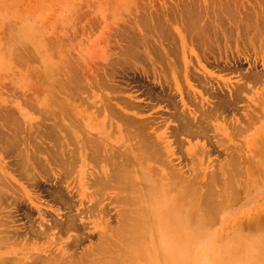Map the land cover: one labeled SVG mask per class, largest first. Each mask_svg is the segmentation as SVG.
<instances>
[{"label":"rangeland","instance_id":"374dc122","mask_svg":"<svg viewBox=\"0 0 264 264\" xmlns=\"http://www.w3.org/2000/svg\"><path fill=\"white\" fill-rule=\"evenodd\" d=\"M152 180L167 193L137 201ZM184 187L224 203L181 260L186 223L129 243L125 218ZM262 218L264 0H0V264H200L209 232L212 262L264 264Z\"/></svg>","mask_w":264,"mask_h":264},{"label":"bare ground","instance_id":"6f19581e","mask_svg":"<svg viewBox=\"0 0 264 264\" xmlns=\"http://www.w3.org/2000/svg\"><path fill=\"white\" fill-rule=\"evenodd\" d=\"M197 16V15H196ZM206 29V28H205ZM159 47V46H158ZM222 106V105H221ZM207 128V127H206ZM136 129V128H135ZM142 130V129H141ZM66 131V130H65ZM198 131V130H197ZM200 131V130H199ZM200 133V132H199ZM136 134V133H135ZM141 134V133H140ZM139 134V135H140ZM151 134V133H150ZM142 135H143V133H142ZM141 135V136H142ZM70 136V135H69ZM145 136V135H144ZM150 136V135H149ZM153 137V136H152ZM156 137V136H155ZM149 138V137H148ZM154 138V137H153ZM147 139V138H146ZM70 140V139H69ZM139 140V139H138ZM144 141V140H143ZM142 142V141H141ZM262 142V141H261ZM145 143H146V145H145ZM144 144L142 143V145H141V147H142V157L140 156V160H142V162H143V159L145 160V159H149L151 156H153V152H158V151H160V150H155L156 149V146H154L153 144L151 145V143L149 144V142H145ZM147 143H148V146L149 147H151L152 146V148L151 149H153V150H155V151H150L149 150V147L147 146ZM154 143V142H153ZM94 144V143H93ZM141 144V143H140ZM144 145V146H143ZM154 146V147H153ZM162 146V145H161ZM138 147V146H137ZM263 147V146H262ZM95 148V147H94ZM134 148H136V147H134ZM158 148H160V147H158ZM260 148V147H259ZM92 149V148H91ZM90 149V150H91ZM138 149V148H137ZM53 150V149H52ZM89 150V149H88ZM115 150V149H114ZM140 150V149H139ZM59 151V150H58ZM94 151V150H93ZM91 152V151H90ZM95 153L97 152L96 150L94 151ZM122 152V151H121ZM93 152H91V154H92ZM105 153V152H104ZM117 153H119V152H117ZM158 153H161V152H158ZM98 154V153H97ZM115 154V153H114ZM121 154V153H120ZM126 154V153H125ZM157 153H155L154 155H156ZM262 154V153H261ZM159 155V154H158ZM92 156V155H91ZM120 156V155H119ZM122 156V155H121ZM138 156V155H137ZM162 156V155H161ZM160 156V157H161ZM61 157V156H60ZM102 157V156H101ZM155 156H153V157H151L150 159H152V158H154ZM157 157V156H156ZM107 158H109V157H107ZM114 158H115V156H114ZM125 158V157H124ZM132 158V157H131ZM110 159V158H109ZM130 159V158H129ZM129 159H126V160H128V162L130 163V160ZM103 160V159H102ZM133 160V159H132ZM131 160V161H132ZM159 160H160V158H159ZM104 161H105V159H104ZM124 161V160H123ZM153 161H157V160H153ZM152 161V162H153ZM76 162V161H75ZM103 162V161H102ZM108 162V161H107ZM110 162V161H109ZM112 162V161H111ZM117 162H118V160H117ZM121 162V161H120ZM125 162H127V161H125ZM122 163V162H121ZM120 163V164H121ZM134 163V162H133ZM136 163V162H135ZM134 163V164H135ZM163 163H165V162H163ZM63 164V163H62ZM113 164H115L116 165V163L113 161ZM118 164V163H117ZM126 164V163H125ZM159 164V163H158ZM224 164V163H223ZM108 165H110V164H108ZM114 165V166H115ZM127 166V165H126ZM128 166H131V165H128ZM136 166H137V164H136ZM116 167H118L117 165H116ZM133 167V166H132ZM115 168V167H114ZM120 168V167H119ZM119 168L117 169V170H115L114 169V171L116 172V173H118V174H115V175H117V178H119L120 180L119 181H121V182H119L118 181V184L120 183V185H122V188H124L125 190H129V189H131V190H133L134 188H136L135 186H136V183L132 180V178L128 175V174H126L128 171L127 170H122L121 171V169L119 170ZM124 168H126V167H123V169ZM130 167H128L127 169H129ZM153 169V168H152ZM110 170V169H109ZM112 170V169H111ZM156 171H158V170H156ZM172 171V170H171ZM170 171V169H169V173L171 172ZM109 172H111V171H109ZM130 172V171H129ZM132 172V171H131ZM154 172V171H153ZM173 172V171H172ZM113 175H112V177L110 176V179L109 178H107L109 181L111 180L112 181V179L111 178H113V180H115V178H114V173L113 172H111ZM154 173H156V172H154ZM158 173V172H157ZM174 173V172H173ZM176 173V172H175ZM177 174V173H176ZM175 174V175H176ZM168 175V174H167ZM103 176V175H102ZM109 176H107V177H109ZM153 176V175H152ZM168 176H170V175H168ZM98 177V176H97ZM184 177V176H183ZM104 177H102V179H103ZM177 177H175V179H176ZM178 178L180 179V176H178ZM99 179H101V177L99 178ZM98 179V180H99ZM98 180H97V182H98ZM175 181V180H173V178L172 179H170V181ZM181 180V179H180ZM180 180H178V182H180ZM101 181V180H100ZM104 181L105 180H103V181H101V185L104 183ZM155 184L154 185H152V183L151 182H148V181H146L145 182V190L144 191H142L140 194H138V197H136V199H137V201H138V199H139V197H145V198H148L149 199V197L151 196V192H153L154 190V186L155 187H157L158 188V190L160 189V187H161V195H163L162 197H164V195H165V193H167V191H168V189L167 188H162V181L161 180H157V181H155V180H152ZM183 181V180H182ZM103 182V183H102ZM106 182V181H105ZM114 182V181H113ZM116 182V181H115ZM100 183V182H99ZM108 183V182H107ZM110 183V182H109ZM92 184H94V183H92ZM116 184V183H115ZM175 184L177 185L178 183H176L175 182ZM183 184V183H182ZM100 185V184H99ZM103 185H108V184H103ZM117 185V184H116ZM157 185V186H156ZM180 185V184H179ZM119 186V185H118ZM117 186V187H118ZM131 186V187H130ZM183 186V185H182ZM231 186V185H230ZM98 187V186H97ZM105 188H107L106 186H104ZM111 187H113L112 185H111ZM188 187V186H187ZM102 188V187H101ZM108 188H110V187H108ZM115 188V187H114ZM120 188H121V186H120ZM122 188H121V191H122ZM127 188V189H126ZM174 188V187H173ZM172 188V189H173ZM185 188V187H184ZM232 188V187H231ZM97 189V188H96ZM116 189V188H115ZM171 189V190H172ZM189 189V188H188ZM188 189H180L179 190V194H180V198H178V200L177 201H174L173 203H166V205L164 206V207H161V208H157V207H154V206H150V207H148V209L146 210V212L144 211V212H141V214H139V212L137 211V209H136V211L138 212H136L135 211V209H134V211H135V213L136 214H139L138 216L136 215V216H134V218H133V216H131L132 218H133V220H134V222L130 219V217H126L125 219H128L126 222H129L130 221V223H124L126 226L128 225L129 226V224H131L130 226H129V228H128V226H127V232H125L126 234H128V229H129V231L131 232V233H135V236H134V238H131V240H129V243L131 242V241H133V239L137 242L139 239H142L143 237H144V235H145V232L147 231V229L148 228H146L147 226L149 227V224L151 223V222H153V221H156V222H158L159 224H161V225H166V227L168 228V229H170L172 232L173 231H175L176 229H177V227H179V225H182V224H184V223H186V224H188L189 225V227L191 228L190 230H189V233L185 236H178V235H175L174 236V239L172 240V242H171V247H172V249H171V251H172V253H173V258L175 259V260H178V262H179V260H181V255H182V250H183V246H184V244L186 243V241L187 240H189V238L190 239H192V238H195V237H197L198 235H199V233H201V229H202V227L210 220L209 219V213L210 212H212L215 208H217V204H220V203H224V201L222 200V202L221 201H219L218 203H216V200L214 199L215 197H214V195L213 194H216V193H209V194H206L207 196L206 197H204V199L203 200H200L199 202H193V201H190V202H183V200L182 199H184L185 197H187V196H193V198L195 197V195H196V193H195V195H193V191H191V190H188ZM138 190V189H137ZM99 191V190H98ZM211 191V190H210ZM213 191V190H212ZM226 191V190H225ZM95 192V191H94ZM98 195H99V193H97ZM133 194V193H132ZM220 194V193H219ZM220 195H223V194H220ZM228 195V194H227ZM100 196H102V195H100ZM119 196V195H118ZM127 196H128V194H127ZM224 196V195H223ZM232 196V195H231ZM231 196H230V199H231ZM129 197V196H128ZM129 198H131V197H129ZM192 198V197H191ZM234 198V197H233ZM117 199V198H116ZM119 199V198H118ZM124 199V198H123ZM186 199V198H185ZM224 199V198H223ZM191 200H193V199H191ZM116 201H118V200H116ZM232 201V200H231ZM129 202V201H128ZM127 202V203H128ZM124 203V202H123ZM132 203V202H131ZM130 204V203H129ZM134 204V203H133ZM132 205V204H131ZM135 205V204H134ZM200 208H203L204 210V212H205V214L204 215H202V217L200 216ZM139 209V208H138ZM128 209H126V211H127ZM129 210H131V212H132V210L133 209H129ZM142 210H143V208H142ZM125 211V208H124V212H126ZM133 211V212H134ZM139 211H140V209H139ZM209 212V213H208ZM122 215H124L123 214V210H122ZM128 213V212H127ZM216 213H217V211H216ZM210 214H212V213H210ZM128 215V214H127ZM126 214L124 215V217L125 216H127ZM144 216V218H143V216ZM258 215V214H257ZM211 216V215H210ZM214 219H215V217H214ZM262 220H263V218H262ZM260 221V220H259ZM258 221V222H259ZM264 221V220H263ZM150 222V223H149ZM263 223V222H262ZM260 224H261V222H260ZM121 225V224H120ZM125 225H123V227L125 226ZM125 226V227H126ZM263 227H264V225H263ZM118 228H120V227H118ZM130 228H131V230H130ZM250 228H252V226L250 227ZM258 228H262L261 226H259ZM107 230V229H106ZM115 230V229H114ZM122 231H125L124 230V228L123 229H121ZM135 232H134V231ZM107 232V231H106ZM117 232H119V231H115V233H117ZM121 233V232H120ZM119 234V233H118ZM117 234V239H120L121 237H119V236H121V235H118ZM125 234V235H126ZM116 235V234H115ZM123 235V234H122ZM237 235V234H236ZM127 236H129V235H127ZM127 236H126V239H127ZM106 237V239L108 238L107 237V235L105 236ZM123 237V236H122ZM131 236H129V238H130ZM124 238V237H123ZM109 239H110V236H109ZM125 239V238H124ZM124 239H123V242H127V241H124ZM256 240V239H255ZM123 242H121V243H123ZM134 242V241H133ZM257 242V243H256ZM256 244L257 245H255L257 248H259L260 250L262 249V248H264V247H262V245L264 246V236H261V238H259V239H257L256 240ZM124 243V245H127V243L125 244ZM254 243V244H255ZM112 244V243H111ZM113 245H116L115 244V242H114V244ZM116 246H118V244L116 245ZM128 246H129V244H128ZM127 246V247H128ZM130 246H131V244H130ZM103 247V246H102ZM99 248V247H98ZM101 248V247H100ZM106 248V247H105ZM110 248V247H109ZM118 248H119V246H118ZM120 248H122V247H120ZM129 248V247H128ZM131 248V247H130ZM129 248V249H130ZM102 249V248H101ZM134 249H136L135 247H134ZM99 250V249H98ZM257 251H258V249H256ZM99 251H102V250H99ZM104 251V250H103ZM110 251H111V249H110ZM118 251V250H117ZM114 252V255H115V252L116 251H113ZM112 252V253H113ZM120 253H121V251H119ZM118 252V253H119ZM88 253V252H87ZM86 253V254H87ZM155 253H156V251H155ZM85 254V253H84ZM85 254V255H86ZM122 254V253H121ZM127 254V253H126ZM40 255V254H39ZM83 255V254H82ZM116 255H118L117 253H116ZM34 256V255H33ZM38 256V255H37ZM54 256V255H53ZM89 256V255H88ZM128 256V255H127ZM47 257V256H46ZM45 257V258H46ZM56 257V256H55ZM129 257V256H128ZM39 258V257H38ZM114 258V257H113ZM112 258V260H117L116 259V257H115V259H113ZM120 258H122V256L120 257ZM124 258V257H123ZM159 258H161V261H162V263L163 264H169L168 263V261H167V256L166 257H164L163 255H160L159 256ZM240 258V257H239ZM56 259V258H55ZM63 259V258H62ZM65 259V258H64ZM236 259H237V257H236ZM44 260V259H43ZM42 260V261H43ZM50 261L49 259H47L46 258V261ZM53 260V259H52ZM66 260V259H65ZM94 260V259H93ZM96 260H97V258H96ZM41 261V262H42ZM45 261V260H44ZM58 261H61V260H58ZM76 261V260H75ZM75 261H74V263H72L71 261H70V263H72V264H75ZM92 261V260H91ZM238 261H239V259H238ZM61 262H63V261H61ZM61 262H59V264H63V263H61ZM94 262V261H93ZM114 262V261H113ZM224 262V257H222L221 255L220 256H216L214 259H213V264H224L223 263ZM9 263V262H8ZM38 263H40V262H38ZM45 263V262H44ZM51 263H52V261H51ZM64 263H66L65 261H64ZM79 263V262H78ZM97 263V262H96ZM105 263V262H104ZM130 264V263H128V261H124V259H121V260H117L116 262H115V264ZM236 263V262H235ZM243 263H245V262H243ZM6 264V263H5ZM10 264V263H9ZM45 264H47V263H45ZM67 264V263H66ZM237 264V263H236ZM240 264H242V263H240Z\"/></svg>","mask_w":264,"mask_h":264},{"label":"clouds","instance_id":"9594fccd","mask_svg":"<svg viewBox=\"0 0 264 264\" xmlns=\"http://www.w3.org/2000/svg\"><path fill=\"white\" fill-rule=\"evenodd\" d=\"M214 247H216V237L213 232H209L202 245L201 251L204 253V258L200 264H213V262L208 258V252Z\"/></svg>","mask_w":264,"mask_h":264}]
</instances>
